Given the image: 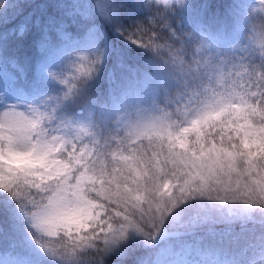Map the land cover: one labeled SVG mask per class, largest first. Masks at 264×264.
Segmentation results:
<instances>
[{
  "label": "snow or ice",
  "instance_id": "snow-or-ice-1",
  "mask_svg": "<svg viewBox=\"0 0 264 264\" xmlns=\"http://www.w3.org/2000/svg\"><path fill=\"white\" fill-rule=\"evenodd\" d=\"M0 264H264V0H0Z\"/></svg>",
  "mask_w": 264,
  "mask_h": 264
}]
</instances>
